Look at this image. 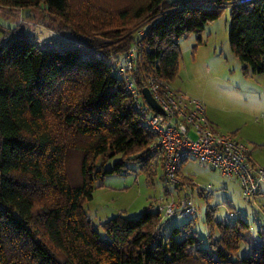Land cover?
I'll return each instance as SVG.
<instances>
[{
    "label": "trees",
    "instance_id": "1",
    "mask_svg": "<svg viewBox=\"0 0 264 264\" xmlns=\"http://www.w3.org/2000/svg\"><path fill=\"white\" fill-rule=\"evenodd\" d=\"M69 1L0 0V6L44 3L49 15L68 24ZM236 1L129 0L116 15L105 5L91 6L82 16L83 29L69 28L85 35L83 46H40L26 34L8 33L0 42V264H264V237L251 255L231 257L249 224L216 222L211 208L205 221L220 234L209 237L211 251L201 246L190 222L163 235L166 216L151 206L135 217L112 216L102 224L104 238L82 208L95 180L118 172L127 160L157 173L149 154L152 134L112 70L132 43H141L137 86L144 87L150 75L170 82L180 56L178 39L199 32L230 3V48L244 72L264 73V0ZM143 20H156L144 35L127 28ZM117 154L121 158L102 169ZM71 156L77 160L75 175Z\"/></svg>",
    "mask_w": 264,
    "mask_h": 264
},
{
    "label": "rangeland",
    "instance_id": "2",
    "mask_svg": "<svg viewBox=\"0 0 264 264\" xmlns=\"http://www.w3.org/2000/svg\"><path fill=\"white\" fill-rule=\"evenodd\" d=\"M129 0H70L69 21H57L49 15L44 3L25 9L0 6V42L12 30L26 34L40 46L51 44H73L83 46L85 35H74L69 28L81 31L85 26L84 11L89 7L105 5L113 15ZM232 5H224L217 19L206 22L199 32H190L178 39L180 56L177 70L170 85L187 96L201 100L205 113L213 127L248 146L253 163L264 168V73H254L243 65L232 52L229 44V28ZM146 22L127 27L135 35ZM122 28V26H121ZM13 32V31H12ZM95 40L107 41L100 33H90ZM110 62L111 59H109ZM142 120V119H141ZM193 135V134H191ZM121 158L119 154L107 158L102 169L111 168ZM76 156H71L69 169L77 173ZM98 166L102 164L99 159ZM182 181L191 180L198 186L210 185L207 197L194 195L197 212L190 218L179 214L162 218L161 232L169 235L173 227H182L190 222L191 229L200 240L201 246L212 250L210 239H219V229L212 228L205 221L207 208L213 209L216 222L228 220L229 210L234 212L231 222L242 219L249 227L242 231L243 239L231 257L249 256L256 250L264 237V183L258 194L245 201L235 178L226 179L206 163L189 160L180 165ZM92 198L84 201L82 208L93 227L105 237L102 224L115 215L135 217L143 209L160 200L167 188L160 169L149 174L140 169L135 161H125L118 172L105 173L94 182ZM175 197L184 193L182 186L169 185ZM177 187V189H175ZM162 217V215H160ZM210 237V239H209Z\"/></svg>",
    "mask_w": 264,
    "mask_h": 264
},
{
    "label": "built area",
    "instance_id": "3",
    "mask_svg": "<svg viewBox=\"0 0 264 264\" xmlns=\"http://www.w3.org/2000/svg\"><path fill=\"white\" fill-rule=\"evenodd\" d=\"M252 0H237L243 4ZM153 20L138 30L144 35ZM141 48L140 41L132 43L113 64V74L123 82L125 93L143 124L152 134L149 144L151 166L162 172L167 192L151 207L162 216L179 214L190 218L197 212L194 195L207 197L211 194L210 185L201 187L178 175L180 165L189 160L206 163L226 179L235 178L245 201H252L258 194L260 184L264 183V168L257 167L250 149L233 134L217 131L206 116L203 102L187 96L173 88L170 82L157 75H150L147 84L151 95L160 105L162 112L154 110L144 99L142 88L135 81L134 68ZM193 134V135H191ZM182 186L184 193L175 197L169 185ZM177 189V187H175ZM234 212L229 210L227 218Z\"/></svg>",
    "mask_w": 264,
    "mask_h": 264
},
{
    "label": "water",
    "instance_id": "4",
    "mask_svg": "<svg viewBox=\"0 0 264 264\" xmlns=\"http://www.w3.org/2000/svg\"><path fill=\"white\" fill-rule=\"evenodd\" d=\"M142 94L145 101L156 111L162 112L160 105L156 102V100L151 95L147 86L142 87Z\"/></svg>",
    "mask_w": 264,
    "mask_h": 264
},
{
    "label": "crops",
    "instance_id": "5",
    "mask_svg": "<svg viewBox=\"0 0 264 264\" xmlns=\"http://www.w3.org/2000/svg\"><path fill=\"white\" fill-rule=\"evenodd\" d=\"M211 122V121H210Z\"/></svg>",
    "mask_w": 264,
    "mask_h": 264
}]
</instances>
